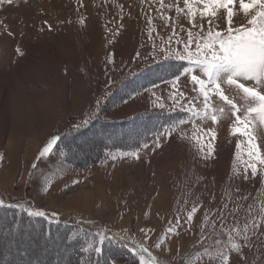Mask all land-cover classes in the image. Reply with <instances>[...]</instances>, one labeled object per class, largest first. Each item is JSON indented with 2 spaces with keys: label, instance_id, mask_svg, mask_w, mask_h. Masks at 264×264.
I'll return each instance as SVG.
<instances>
[{
  "label": "rangeland",
  "instance_id": "rangeland-1",
  "mask_svg": "<svg viewBox=\"0 0 264 264\" xmlns=\"http://www.w3.org/2000/svg\"><path fill=\"white\" fill-rule=\"evenodd\" d=\"M177 3L183 6L182 0H164L165 5L172 6L163 11V16L171 18L168 21L161 15L158 0H13L12 4H0V94L7 91L3 87L15 86L24 96L34 95L36 101L35 96L46 93L39 101L54 112L51 125L55 123V128L40 144L54 136L58 141L66 129L94 118L111 125H96L97 132L92 136H68L71 148H79L80 140L93 138L140 144L135 149L112 150L98 163L78 166L65 159V149L56 143L44 157L36 155V169L26 168L15 182L0 186V200L4 202L0 207L11 205L27 213L40 210L49 219L85 227L91 236L88 243L94 246L99 237L93 231L103 232L113 242L112 248L121 243L131 254L126 258L115 248L105 255L111 264H139L134 244L147 247L158 264L189 260L196 264L199 245L195 242L204 213H215L224 204L229 210L239 204L236 217L241 224L249 206L260 219L258 213L264 208L262 176L251 178L250 169L247 181L235 175L244 171L249 159L247 137L232 132L239 126L235 117L221 116L216 122L210 116L193 117L190 107L199 112L204 109L201 98L193 99L196 93L191 77L182 74L187 62L165 59L153 52L154 43L157 52L162 47L172 51L183 48V43L177 45L171 25L175 23L183 39L186 31H181V25L185 30L191 25L175 13ZM204 28L206 31V20ZM176 75L180 79L174 87L171 81ZM173 92H177L179 103L174 102ZM179 92L184 93L183 98ZM5 97L0 95V102ZM161 112L182 113V117L172 124H162ZM18 118L12 121L18 122ZM159 125V130H152ZM169 129L171 133L166 135ZM248 131L255 136L264 159V126L254 121ZM209 142L214 154L205 159L199 149L206 150ZM75 156L78 160L77 152ZM79 158L84 156L79 154ZM257 169L264 173L258 163ZM193 204L199 211L192 230L183 226L179 236L156 248V241L174 217L178 213L183 216ZM12 216L0 214V264H80L69 255L80 242L61 239L70 231L58 228V233L49 234L46 223H8L7 217ZM209 220H216V216L211 215ZM232 222V216H228L226 224ZM141 229L148 232V239ZM83 230L74 228L72 234H87ZM261 233L244 248L248 264H264V229ZM214 238L215 234L210 235L205 243ZM47 249L55 255L44 259ZM145 258L149 259L147 253Z\"/></svg>",
  "mask_w": 264,
  "mask_h": 264
},
{
  "label": "snow or ice",
  "instance_id": "snow-or-ice-1",
  "mask_svg": "<svg viewBox=\"0 0 264 264\" xmlns=\"http://www.w3.org/2000/svg\"><path fill=\"white\" fill-rule=\"evenodd\" d=\"M158 2L163 19L170 20V17L163 16V11L172 6L165 5L164 0H158ZM4 3L12 4L13 0H0V4ZM182 4L183 6H180L177 3L174 8L178 17L182 15L191 25V28L187 30L181 25V31H186V39L176 32L175 23L171 25L173 35L177 36V45L183 43L182 50L172 51L168 47H162L157 52L154 43L153 52L163 55L165 59L175 58L187 62V66H183L182 74L185 78L191 77L190 82L196 93L193 99L201 98L204 109L203 112H199L195 110V107H190L188 111L193 117L207 119L210 116L213 122L229 114L235 117V123L239 126L233 127L232 132L233 134L243 133L247 137L246 146L249 158L244 171L235 175H240L244 181H247L250 169L251 178L254 179L260 174L264 182V173H258L257 169V163L264 167V159L261 158L255 136L248 131L249 125L254 121L264 126V0H238V3L237 0H182ZM205 20L207 21L206 31ZM50 28L51 25H49ZM192 29H198V31L194 32ZM170 42L171 38H169ZM192 45L195 46L194 49ZM17 52H20L19 48ZM179 79L180 75H176L171 81L174 87ZM178 95L180 98L184 97L183 92H179ZM171 96L175 103H179L176 98L177 92H173ZM189 103L191 104V101ZM160 107L163 108L164 105L161 104ZM170 133L171 129L165 134ZM212 139H215L214 133ZM56 143L57 137L50 138L39 152V157L50 153ZM155 146H158V142ZM236 147L240 149L239 141ZM199 151H202L203 158L207 159L214 154V146L209 142L206 150L201 148ZM31 167L36 169L37 164L33 163ZM239 199L246 200L247 197ZM3 203V200H0V205ZM198 211L199 207L193 204L183 216L178 213L173 221L175 227L173 223H170L167 231L156 241L155 247L161 248L166 241L179 236V230L183 226L191 231ZM239 211V204L231 210L228 204H224L217 208L215 213L208 211L204 213L199 238L195 242L199 245V250L195 254L196 264H248L247 257L243 254L244 248L254 237L262 234L264 208L258 213L260 219H257V214L253 212L252 206H249L242 224L236 217ZM28 214L43 217L46 213L37 210L29 211ZM55 215L53 213V216ZM211 215H215L216 220L210 222ZM228 216L233 218L231 225L226 224ZM217 223H219V231ZM141 231L148 239V232L144 229ZM213 234L215 238L205 243ZM97 235L99 239L96 245L89 243L83 251L93 250L97 256L102 253L101 245L107 237L103 232ZM133 251L139 257V264H158L143 244L139 247L134 244ZM145 253L148 254L149 259L145 258ZM183 264H192V261L189 260Z\"/></svg>",
  "mask_w": 264,
  "mask_h": 264
},
{
  "label": "trees",
  "instance_id": "trees-1",
  "mask_svg": "<svg viewBox=\"0 0 264 264\" xmlns=\"http://www.w3.org/2000/svg\"><path fill=\"white\" fill-rule=\"evenodd\" d=\"M181 114V115H180ZM171 113V114H167L165 112H161L160 113V119L159 121H162V124H172L174 121H178L181 117H182V113ZM106 121V120H104ZM122 123V122H120ZM161 124V125H162ZM77 125H79V127H77ZM75 125V127L71 128V129H66L65 131H63V133L60 135L58 141H57V145H61L63 149H65V159L74 164V165H80L82 164V166H89L95 163H98L104 159H106L109 155V152H111L112 150H130V149H135V148H139L140 144H137V141L134 144H128L126 143V145L118 143L115 141H110L108 139L106 140H102L100 141L98 138L97 139H91V140H80L83 141L81 142V145L79 148H71L72 145H69L70 142L68 141L69 138L68 136H78V137H82V136H87L90 134V136H92L95 132H97V128L96 125H100L101 128L104 127H108L111 125V122H103L101 118H94L92 120L87 121V123H82V124H77ZM157 126L156 128L152 129V130H159L160 126ZM99 129V128H98ZM150 130V129H149ZM152 135L149 134L148 138H150ZM138 139L142 140V142L145 141V137L144 136H139ZM67 140V141H65ZM94 141V146L92 144L91 146V142ZM86 144V147L82 148V146H84ZM75 152H77V157L78 160L76 158V160H74L75 156ZM92 153L90 155H87L88 153ZM79 154L83 155L84 158L80 159L79 158ZM0 214L3 215H9L12 214L14 216H12L11 218L6 219V217L4 219H6L8 221V223H16V225H18V223H22V225H29L26 223H34V224H39L41 226H44V223H46L47 227V233L51 234L53 232L58 233V228L61 229L62 232H66V231H70V234H64L61 235V239H68V240H73L75 242H80L78 244V248L75 251H72L69 255L71 257L77 258V260L80 261V264H111L110 260L108 258L105 257L106 254H108L109 252H111L113 249L117 248V251H122L125 254V257H131V254L129 252V250L127 249V247H125L124 245H122L121 243H119L118 246H115L112 248L113 242L106 238L103 242V244L101 245L102 247V253L97 256L95 254L94 251L89 250V251H83L84 248L87 247V245L89 244V239L91 238V236L88 234V231L85 227L80 228L79 225L69 222V221H61L59 219H49L47 217V214H45V216L43 217H38V216H30L27 212L24 211H18V209L14 206L11 205H4L2 207H0ZM2 226V225H1ZM4 227V226H2ZM74 228H78V230L80 231H84L83 229H85V231L87 232V234L83 233H75L72 234V230ZM59 231L60 234H62V232ZM94 236H97V232L93 231ZM91 240V239H90ZM69 243V241H67ZM109 247H111V250H109ZM13 246L10 247V249H12ZM46 253H43L44 259L53 257L55 254V252L53 250H46ZM133 254V253H132ZM69 255H68V260H69ZM134 255V254H133ZM42 261V259L40 260ZM40 264H43V262H40Z\"/></svg>",
  "mask_w": 264,
  "mask_h": 264
},
{
  "label": "crops",
  "instance_id": "crops-1",
  "mask_svg": "<svg viewBox=\"0 0 264 264\" xmlns=\"http://www.w3.org/2000/svg\"><path fill=\"white\" fill-rule=\"evenodd\" d=\"M3 88L7 91L0 94L6 96L0 102V186H8L35 163L36 155L47 143V138L41 144L40 140L54 130L55 123L51 125L54 112L46 108L47 103L40 102L46 93H39L34 101V95L25 97L15 86ZM12 116H19V121L14 123Z\"/></svg>",
  "mask_w": 264,
  "mask_h": 264
},
{
  "label": "bare ground",
  "instance_id": "bare-ground-1",
  "mask_svg": "<svg viewBox=\"0 0 264 264\" xmlns=\"http://www.w3.org/2000/svg\"><path fill=\"white\" fill-rule=\"evenodd\" d=\"M81 148V147H80ZM28 258V257H27Z\"/></svg>",
  "mask_w": 264,
  "mask_h": 264
}]
</instances>
